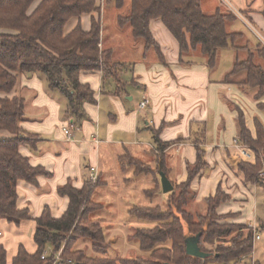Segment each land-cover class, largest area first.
I'll return each instance as SVG.
<instances>
[{
    "label": "crops",
    "instance_id": "obj_1",
    "mask_svg": "<svg viewBox=\"0 0 264 264\" xmlns=\"http://www.w3.org/2000/svg\"><path fill=\"white\" fill-rule=\"evenodd\" d=\"M42 1L37 0L29 13ZM225 1L243 17L241 20L237 16L229 26L231 32L243 37L237 41L236 48L219 51L213 68L198 52L181 54L178 41L160 20L150 22V31L164 62L155 49L145 51L144 42L136 40L130 29L120 28L118 12L110 28L106 27L105 14L100 46L111 52L112 60L122 66L121 82H111L104 88L101 71L80 74V83L91 88L96 100L95 104L84 106L87 118L81 124L68 113V99L51 91L44 75L19 74L13 91L0 93L2 99L19 95L24 98L21 137L29 143L20 147V153L32 166L42 167L50 174L40 177L36 186L18 182L17 207L28 211L30 220L18 226L0 220V246L6 250L7 264H13L20 246L29 254L37 252L36 220L46 209L53 218H62L70 200L61 196L59 190L68 184L82 189L89 182L92 167L98 169L100 178L90 200L101 209L91 215V220L104 226L97 215L106 207L113 210V215L120 212L123 218H130L133 207L167 209L168 194L162 191L157 156H164L168 179L174 186H180L188 181V166L197 163L198 146L205 152L208 167L192 182L193 198L188 212L205 216L207 200L220 189L230 197L217 209L221 224L249 226L264 221V216L259 215L260 205H264V187L248 183L235 164L236 160L246 162L236 147L239 113L256 139V124L264 127L261 108L264 97H257L258 88L244 85L245 72L227 78L235 64L246 60L261 44L256 36L243 30L242 24L252 22L251 26L264 37V0H232L233 5ZM202 8L208 14L219 8L231 11L223 0H202ZM78 25L90 31L92 15L70 19L65 34ZM146 101L147 105L141 107ZM65 130H69L70 138ZM12 137L8 132H0V139ZM165 144L170 146L161 151ZM130 159L151 171L136 175ZM157 189L159 193L148 197L147 192ZM104 195L111 204L104 203ZM138 221L130 218L123 226L133 232L155 226ZM131 235L127 236L129 240Z\"/></svg>",
    "mask_w": 264,
    "mask_h": 264
},
{
    "label": "trees",
    "instance_id": "obj_2",
    "mask_svg": "<svg viewBox=\"0 0 264 264\" xmlns=\"http://www.w3.org/2000/svg\"><path fill=\"white\" fill-rule=\"evenodd\" d=\"M37 0H0V93H11L17 84V75L36 73L44 75L49 89L68 99V113L76 123L87 118L84 106L95 104L94 92L80 83L82 72L103 73L104 88L111 82L120 83L122 66L112 60L111 52L101 48V9L97 0H43L30 14ZM117 11L124 7V0H106ZM92 15L90 31L78 25L71 33L64 30L72 18ZM160 20L180 45L181 54L198 52L208 60L210 68L215 67L218 53L236 43L242 34L230 31V23L237 20L231 11L219 8L208 14L202 8V0H132L125 14L118 15L121 29H130L136 40L145 44V51L160 47L150 31V22ZM246 73L245 86L258 88V98L264 97V45L261 43L246 60L238 61L227 78ZM121 93V92H116ZM25 100L22 96L13 99L0 98V132H8L13 137L0 139V220L20 225L30 220L29 212L17 207L19 181L38 185V179L50 174L42 167H34L28 158L20 153V147L28 144L21 137ZM264 110V106H261ZM239 134L237 143L250 147L255 155V164L235 161L244 173L248 183H258L264 187V127L257 123V138L254 139L246 128L243 114L239 113ZM170 144L161 146L165 151ZM197 163L188 166V181L174 186L168 194V207H133L129 211L132 219L155 224L153 228L137 229L130 236L136 240L148 259H112L106 254L110 244L106 242L102 226L93 222L90 216L101 209L90 198L99 184L88 182L82 189L68 184L59 194L68 197L70 205L60 219L52 217L49 209L36 220L34 240L38 246L35 254H29L20 246L13 264H54L61 254V264H241L254 251L253 233L248 226L221 224L217 209L230 200L219 189L216 196L207 200L208 213L193 216L187 208L193 198L191 185L201 171L208 167L205 152L197 148ZM158 170L167 175L165 158L157 156ZM136 175L148 173L151 169L133 159ZM160 189L147 192L155 196ZM264 239V221H258ZM68 236L70 238L68 239ZM200 236L201 252L206 259L191 257L186 251L188 238ZM80 239L90 240L99 257H88L73 248ZM170 244V246H169ZM49 256L42 259L46 250ZM0 264H7V253L0 246ZM243 264H250L246 260ZM256 264H261L256 262Z\"/></svg>",
    "mask_w": 264,
    "mask_h": 264
},
{
    "label": "rangeland",
    "instance_id": "obj_3",
    "mask_svg": "<svg viewBox=\"0 0 264 264\" xmlns=\"http://www.w3.org/2000/svg\"><path fill=\"white\" fill-rule=\"evenodd\" d=\"M228 1L232 5L234 4L232 2V0H228ZM131 2H132V0H124V7H122V9L119 11H117V9H115V7L113 5L107 6V3H105L104 12H101V23L103 21V17L106 14V17H105L106 18V21H105L106 27L110 28L111 25L114 24V21L116 22V18H115L116 15L114 16V14L116 12H118L119 14H125L127 12V9H128L127 7L131 6ZM244 16H245V14H244ZM241 20H243V19L241 18ZM250 25H253L252 22L249 24L247 22L245 24H242V26L244 28L243 30L246 31L247 34L250 36H256L254 33V30L251 28ZM256 38H258V37L256 36ZM258 40H259V38H258ZM263 171H264V168H263ZM106 198H107V196L104 195V198L102 199L104 201V203L106 205L111 204V202H109ZM119 209H120V207H119ZM121 215L122 214H120V212L117 214V216L113 215V210L111 208L109 209L108 207H106L105 209L100 211L97 215V216H100L99 219L103 220L102 223H104L103 224L104 226H102V229L104 232L105 240L107 243L110 244V247H109V250L106 254V257L112 258V259H116V258H120V259H130V258L131 259L132 258L148 259L150 256V253L142 251L138 241H136V240L130 241L127 238L128 235H131L133 233V231L130 228H125L123 225L126 222H128V220L130 218L128 216L123 218ZM259 215L261 218H263V216H264V205H262V204L260 205ZM90 219H91V216H90ZM134 220H136V219H134ZM138 222H141V224L147 225V226H149L151 224L149 222H144V221H138ZM147 226L146 227L144 226V227L147 228ZM69 238H70V236H68V239ZM169 246H170V244H169ZM73 251L74 252H83L88 257H99V255L94 251L93 246H92V242L90 240H84V239L78 240L76 245L73 248ZM50 252H51V250H50ZM257 254H258V256L256 258V262H260L261 264H264V239L258 243Z\"/></svg>",
    "mask_w": 264,
    "mask_h": 264
},
{
    "label": "built area",
    "instance_id": "obj_4",
    "mask_svg": "<svg viewBox=\"0 0 264 264\" xmlns=\"http://www.w3.org/2000/svg\"><path fill=\"white\" fill-rule=\"evenodd\" d=\"M98 2V5L101 9V12H104V8H105V3H106V0H97ZM223 2L226 3L227 7L238 17L242 18L243 17L241 16V14L239 12H236L234 11L232 8H230V6H228L227 2L225 0H223ZM244 20V19H243ZM251 26V25H250ZM251 28L254 30V33L255 35L259 38L260 42L264 45V37L261 36L252 26ZM147 105V101L144 102L141 107H145ZM65 134L70 138V132L69 130H65ZM236 147L238 148V150L240 151L241 153V156H242V159L244 161H246L247 163H252L253 161L256 160V156H255V153L254 151L249 148V147H246V146H243V145H240V144H236ZM260 177L263 178L264 177V171L261 172L260 174ZM99 172H98V169L96 167H92L90 169V174H89V182L92 184V185H96L99 181ZM249 230L252 231L253 233V244H254V251L251 253V255L249 257H245L241 260V264H243L246 260H250V264H256V251H255V247H256V244L258 242H260L262 240V232L260 230V227H259V224L258 222H255L253 224H250L249 226ZM2 234L0 233V236ZM49 253H50V249L49 250H46L42 256V259H45L47 256H49ZM61 254H62V251L59 252L56 256V261L54 264H61Z\"/></svg>",
    "mask_w": 264,
    "mask_h": 264
},
{
    "label": "water",
    "instance_id": "obj_5",
    "mask_svg": "<svg viewBox=\"0 0 264 264\" xmlns=\"http://www.w3.org/2000/svg\"><path fill=\"white\" fill-rule=\"evenodd\" d=\"M161 177V185H162V191L164 194H170L174 191V185L172 182L168 179L165 173H160ZM199 240L200 236H197L195 238H188L186 241V251L187 254L194 258L199 259H206L208 257L207 254L201 252L199 247Z\"/></svg>",
    "mask_w": 264,
    "mask_h": 264
}]
</instances>
